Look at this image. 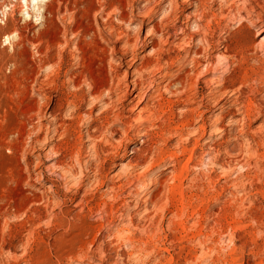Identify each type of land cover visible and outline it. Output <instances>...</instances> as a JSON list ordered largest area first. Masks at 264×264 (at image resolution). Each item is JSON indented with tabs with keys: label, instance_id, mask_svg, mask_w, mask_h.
Listing matches in <instances>:
<instances>
[{
	"label": "rangeland",
	"instance_id": "374dc122",
	"mask_svg": "<svg viewBox=\"0 0 264 264\" xmlns=\"http://www.w3.org/2000/svg\"><path fill=\"white\" fill-rule=\"evenodd\" d=\"M185 1L36 0L37 11L44 9L37 23L33 0L28 6L0 0V11L10 8L8 24L0 22V264H264V34L258 36L263 22L252 24L264 0H255L253 13L243 0H210L217 17L202 24L198 0ZM174 4L168 22L174 29L161 27L154 41L155 50L167 45L158 60L142 42ZM148 9L154 12L145 20ZM190 14L196 19H186ZM251 24L249 50L236 46V54L223 57L222 47ZM8 34L12 45L4 43ZM128 37L132 43L140 37L137 57L128 54L120 67ZM145 54L161 65L144 69ZM168 55L188 63L164 65ZM195 59L198 76L192 74ZM136 69L150 120L148 113L138 118L141 106L129 96ZM78 73L89 81L81 89L70 82ZM188 74L196 85L190 98L196 113L184 108L190 101L175 85ZM56 77L66 97L56 91ZM88 84L103 90L112 107L89 97ZM64 98L75 103L65 105ZM205 110L209 114H200ZM117 113L129 126L106 125ZM77 116L87 149L82 153L72 124ZM87 131L95 138L89 140ZM110 143L119 145L117 155L101 172ZM133 159L147 162L116 178L128 161L137 163Z\"/></svg>",
	"mask_w": 264,
	"mask_h": 264
},
{
	"label": "bare ground",
	"instance_id": "6f19581e",
	"mask_svg": "<svg viewBox=\"0 0 264 264\" xmlns=\"http://www.w3.org/2000/svg\"><path fill=\"white\" fill-rule=\"evenodd\" d=\"M24 1V0H23ZM31 1V0H30ZM29 0H25V3H26V6H28L29 5V2H30ZM226 3H228V2H230V1H233L234 2V0H224ZM244 2H245V4L247 3V4H249L248 6V9H247V7H246V9L245 10H247L246 12L248 13H253V12H255V6L253 5V3L255 2V0H243ZM62 2V1H61ZM106 2V1H105ZM188 1L186 0L185 1V3H187ZM198 2H199V4H200V16H199V14H198V16L200 17L199 19H196V16L195 15H192V14H190V15H188V16H186V19H196V20H198L197 22V24H202V22L203 21H206L207 22V20L210 18V17H212V18H216L217 17V15H215V14H213L212 13V8L211 7H209V5H208V3L210 2V0H198ZM212 2V1H211ZM232 2V3H233ZM103 3V2H102ZM231 3V2H230ZM5 4V3H4ZM9 4V3H8ZM32 4V3H31ZM48 4V3H47ZM109 4V3H108ZM113 4V3H112ZM147 4V3H146ZM210 4V3H209ZM229 4V3H228ZM235 4V3H234ZM256 4V3H255ZM39 5V4H38ZM37 5V6H38ZM44 5V4H43ZM107 5V4H106ZM155 5V4H154ZM175 5V4H174ZM23 6V5H22ZM46 6V5H45ZM108 6V5H107ZM235 6V5H234ZM238 6V5H237ZM247 6V5H246ZM256 6L260 9V11H261V13L260 14H258V20L255 22H253L252 21V24H253V27H256V26H258V23H260V22H263V25H262V27H260L261 28V30H260V32L258 33V36H261L262 34H264V19H262L261 17V14L262 15H264V3L261 5V4H256ZM13 7H14V4H13ZM39 7V6H38ZM42 7H44V6H42ZM148 7H150V5L148 6ZM155 7V6H154ZM232 7V6H231ZM243 7V6H242ZM103 8V7H102ZM172 8V7H171ZM8 9H10V8H8ZM41 9V8H40ZM39 9V10H40ZM157 9V8H156ZM174 10L172 11V14H170V16L169 17H166L165 18V20L163 21L164 23H155L154 25H152V28H151V31H150V35H146V38H145V40L142 42V46H144V45H151L152 46V51L154 50V52L159 56V59L158 60H161V57L163 56V55H165V54H167V45H164V46H161V47H158L156 50L154 49V48H156L157 46H155L154 45V41L156 40L155 38H156V35L160 32V29H161V27L162 28H166V29H169V30H172V29H174V27H169V24H168V22H169V20L171 19V16H173L174 14H175V12L177 11V9H178V5H175L174 6V8H173ZM243 9V8H242ZM4 10V9H3ZM0 11V22H1V24H4V25H6L5 24V22L7 23V21H5V19L7 18V16H5L6 14L4 13V11ZM28 10V9H27ZM38 10V11H39ZM44 10V9H43ZM42 10V11H43ZM46 10V9H45ZM118 10V9H117ZM121 10V9H120ZM123 10V9H122ZM122 10H121V12H122ZM50 11V10H49ZM65 11V10H64ZM102 11V10H101ZM100 11V12H101ZM134 11V10H133ZM94 12V11H93ZM120 12V13H121ZM146 13H144V14H146V15H144L143 16V18L146 20V19H149V18H151V15L153 14V12H154V9H148V10H146L145 11ZM198 12V11H197ZM196 12V13H197ZM221 12V11H220ZM96 13V12H95ZM106 13V12H105ZM141 13V12H140ZM222 13V12H221ZM32 14V13H31ZM108 14H109V12H108ZM107 14V15H108ZM142 14V13H141ZM211 14V15H210ZM239 14V13H238ZM95 15V14H94ZM110 15V14H109ZM108 15V16H109ZM176 15V14H175ZM197 15V14H196ZM11 16V15H10ZM33 16V15H32ZM100 16V15H99ZM138 16V15H137ZM163 16V15H162ZM166 16V15H165ZM261 16V17H260ZM6 17V18H5ZM12 17V16H11ZM21 17H22V15H21ZM24 17V16H23ZM35 17V16H34ZM104 17V16H103ZM178 17V16H177ZM4 18V19H3ZM30 18H31V16H30ZM240 18H243V17H240ZM91 19V18H90ZM96 19V18H95ZM95 19H94V21H95ZM130 19V18H129ZM173 19H175L174 17H173ZM179 19V18H178ZM235 19H237V18H235ZM244 19V18H243ZM4 20V21H3ZM44 20V19H43ZM103 20V19H102ZM120 20V19H119ZM121 20L123 21V22H126V17H125V15H122L121 16ZM132 20V19H131ZM195 20V21H196ZM224 20H226V17H222L221 19H220V22H219V24L221 25V23H223V21ZM14 21V20H13ZM128 21V20H127ZM175 21V20H174ZM178 21V20H177ZM210 21H212V20H210ZM217 21V20H216ZM237 21V20H236ZM43 22V21H42ZM132 22V21H131ZM130 22V23H131ZM209 22V21H208ZM227 22V21H226ZM96 23V22H95ZM128 23V22H127ZM129 23V24H130ZM218 23V22H217ZM240 23V22H239ZM8 24V23H7ZM208 24V23H207ZM252 24H251V27H249V26H247V27H244V28H242L241 29V31L239 32V34H238V36H237V38L233 41V42H231V43H227L226 45H224L223 47H222V49H224V52L222 53V56L223 57H225L226 56V54H227V57L228 56H230V54H231V56L233 55L232 53H235L234 51V47H236V46H245L244 48H248V46H249V44L251 43L252 44V42H251V30H252ZM13 25H14V27H16L17 26V22L16 21H14L13 22ZM209 25H210V22H209ZM226 25V24H225ZM240 25V24H239ZM188 26V25H187ZM200 26V25H199ZM203 26V25H202ZM207 26V25H206ZM102 27H104V26H102ZM114 27V26H113ZM142 27H144V25L142 24L141 25V31H142ZM220 27V26H219ZM2 28H3V26L2 25H0V30H2ZM209 28H211V27H209ZM4 29V28H3ZM112 29V28H111ZM15 30V29H14ZM16 30H17V28H16ZM162 30V29H161ZM198 30H202V27L201 28H199ZM197 30V31H198ZM76 31V30H75ZM113 31V30H112ZM15 32V31H14ZM109 32V31H108ZM116 32V31H115ZM162 32V31H161ZM202 32H204V31H202ZM18 33V32H17ZM73 33V32H72ZM91 33V32H90ZM198 33V32H197ZM205 33H206V31H205ZM204 33V34H205ZM3 34V33H2ZM7 34V33H6ZM16 34V33H15ZM19 34V33H18ZM113 34V33H112ZM118 34V33H117ZM149 34V33H148ZM166 34H168V32H166ZM196 34V33H195ZM201 34V33H200ZM199 34V35H200ZM203 34V33H202ZM201 34V35H202ZM17 35V34H16ZM16 35H14V36H16ZM76 35H77V33H76ZM84 35V34H83ZM123 35V34H122ZM124 35H125V33H124ZM127 35V34H126ZM169 35V34H168ZM184 35V34H183ZM200 35V36H201ZM207 35V34H206ZM209 35V34H208ZM4 36V35H3ZM7 37H11L12 35H6ZM13 36V37H14ZM18 36H20V35H18ZM90 36V35H89ZM117 36H119V34L117 35ZM128 36V35H127ZM138 36V35H137ZM195 36H198V34L197 35H195ZM203 36H205V35H203ZM235 36V35H234ZM26 37V36H25ZM68 37V36H67ZM76 37V36H75ZM94 37V36H93ZM120 37L122 38V36L120 35ZM126 37V36H125ZM130 37V36H129ZM129 37L127 38V39H125L124 41H125V47H124V52H123V54L121 55V56H123V58L120 60V67H123V65H125V64H128V61L126 62V59H125V57L126 56H128V54H131V56L133 57V58H136L137 57V51H138V49H137V47H138V42H140V37L139 38H137L136 39V41L134 42V43H132L131 41H130V39H129ZM161 37V36H160ZM5 38V37H4ZM3 38V39H4ZM15 38V37H14ZM17 38V37H16ZM19 38V37H18ZM21 38V37H20ZM19 38V39H20ZM118 39V38H117ZM123 39V38H122ZM104 40H106L105 38H104ZM205 41H206V38L204 39ZM231 40V39H230ZM118 41V40H117ZM208 41V40H207ZM210 41V40H209ZM3 42V41H2ZM40 42H42V41H40ZM119 42V41H118ZM165 42V41H164ZM163 42V43H164ZM9 43H10V39H9ZM66 43V42H65ZM85 43V42H84ZM110 43V42H109ZM169 43V39H167L166 40V44H168ZM211 43V42H210ZM11 45H12V43H10ZM40 44V43H39ZM93 44V43H92ZM250 44V45H251ZM32 45V44H31ZM37 45H38V43H37ZM41 45V44H40ZM210 45V44H209ZM208 45V46H209ZM247 46V47H246ZM264 47V46H263ZM57 48V47H56ZM58 48H60V47H58ZM213 48V47H212ZM254 48H256V47H254ZM115 49V48H114ZM251 49H252V46H251ZM13 50V49H12ZM119 50V49H118ZM196 50V49H195ZM195 50H193L192 51V53L193 54H197V51H195ZM247 50V49H246ZM248 50H249V48H248ZM49 51V50H48ZM122 51V50H121ZM47 52V51H46ZM113 52V51H112ZM191 52V51H190ZM53 54V53H52ZM155 54V55H156ZM229 54V55H228ZM236 54V53H235ZM240 54V53H239ZM247 55V54H246ZM47 56V55H46ZM50 56V55H49ZM54 56H55V54H54ZM74 56V55H73ZM198 56V55H197ZM150 57V55H144L143 57H142V59L144 60V61H146L145 62V65H144V69H150V68H157V67H159L160 65H161V63L162 62H158V61H150L148 58ZM182 57V56H181ZM199 57H200V55H199ZM222 57V58H223ZM236 57V56H235ZM54 58V57H53ZM81 58V57H80ZM132 58V59H133ZM85 59V58H84ZM131 59V60H132ZM228 59V58H227ZM56 60V59H55ZM46 61V60H45ZM143 61V62H144ZM194 62H196V67H195V69L193 70V72H192V74L195 76L196 74H197V76L198 75H201L200 73H199V71H200V66H201V62L200 61H198V60H193ZM133 62V61H132ZM49 63V62H48ZM186 63H188V61L186 60V58L184 57V58H178V57H173V56H171V55H168V58L166 59V60H164V65L166 64V65H173V64H179L180 66L181 65H185ZM47 64V63H46ZM53 65L55 64L54 62L52 63ZM51 64V66H53ZM209 64H215V63H213V62H210ZM43 66V65H42ZM228 66V65H227ZM40 67V66H39ZM46 67V66H45ZM55 67V66H54ZM183 68V67H182ZM213 68H214V66H213ZM46 69V68H45ZM60 69V68H59ZM131 67H129V70L131 71ZM170 68H168V69H164V68H161L160 70H165V71H168ZM130 71L129 72H125V73H122L123 75H121L122 77H123V79H128V76H129V74H130ZM138 71H139V69H138ZM147 71V70H146ZM55 72V71H54ZM60 72V71H59ZM58 72V73H59ZM150 72V71H149ZM140 73H142V72H140ZM202 73V72H201ZM191 74V75H192ZM263 74V73H262ZM117 76H116V79H119V77H120V75H118V74H116ZM132 75L135 77L134 78V80L132 81V85H134L133 86V89H132V93L129 95V96H132L133 95V98L131 99L132 101L131 102H133V101H136V107L137 106H141V108H140V111H139V113H140V115H139V117L138 118H140V119H142V114H144V113H148V116H146L145 118L146 119H148V120H150L151 118H153V114H152V112H151V114H150V107H149V102L147 101L146 102V98L142 95V93L139 91V89H138V87H137V82H136V80L138 79V75H139V73L137 72V69L136 70H134V71H132ZM191 75H187V77L186 78H184V79H182V78H179L178 80H177V83H175V85L178 87V91H180L181 93H182V95H183V97L186 99V101L188 102V101H190V100H192V99H190L191 98V93H192V91H193V89H194V87L196 86L195 85V81L193 82V76H191ZM39 76V75H38ZM58 76V75H57ZM136 77H137V79H136ZM141 77V76H140ZM260 77V76H259ZM262 77V76H261ZM57 78V80H55V89H56V91H59L60 93H61V96L62 97H64L65 95L63 94L64 92H65V90H64V92H62V89H61V87L58 85V78L59 77H56ZM55 78V79H56ZM170 78L172 79V76H170ZM54 79V78H53ZM84 79V80H83ZM86 79V77H83L82 76V74L81 73H78V74H76V75H74L73 77H71V79H70V82H71V85H72V87H76V88H78V89H81V86L83 85V83L85 82L86 83V81H88L87 79ZM114 79V78H113ZM200 79V78H199ZM83 80V81H82ZM219 80V79H218ZM227 80V79H226ZM261 80V79H260ZM120 79H119V81H118V85H121L120 84ZM139 81V80H138ZM198 81V80H197ZM211 81V80H210ZM54 82V81H53ZM134 82V83H133ZM88 83H89V81H88ZM122 83V82H121ZM87 84V83H86ZM89 85V87H90V89L88 90V96L89 97H91V98H93L95 101H101V103L103 102L106 106L105 107H107V108H110V107H112L111 105V103H105V101H104V93H103V90H101V89H97L96 87H94V85H90V84H88ZM197 85H198V83H197ZM222 85V84H221ZM127 86V85H126ZM225 86V85H224ZM52 87V86H51ZM63 87V86H62ZM119 86H117L114 90H112V92L111 93H113V94H115V92L119 89L118 88ZM227 87V86H226ZM107 90V89H106ZM105 90V91H106ZM169 91H170V89H168ZM107 92V91H106ZM127 92V91H126ZM125 92V93H126ZM129 92V91H128ZM145 92V91H144ZM170 92H172V91H170ZM177 91H175V92H173V93H171V94H174V93H176ZM176 94H178V93H176ZM180 94V93H179ZM67 95V94H66ZM125 97H127L128 96V93H126V94H123ZM162 95H164V94H162ZM195 95V94H194ZM52 96V95H51ZM123 96V97H124ZM66 97V96H65ZM193 97V96H192ZM67 98H68V96H67ZM119 98V97H118ZM117 98V99H118ZM128 98V97H127ZM127 98H125V99H127ZM183 98V99H184ZM70 99V98H69ZM69 99H65L64 98V101H66V103H65V105L66 104H73V103H75V101H73V102H69L68 100ZM75 99L76 100H79L80 99V97L78 98L76 95H75ZM86 99V98H85ZM120 99H121V97H120ZM124 99V98H123ZM122 99V100H123ZM171 100V99H170ZM195 100V99H194ZM121 101V100H120ZM152 101V100H151ZM184 101V100H183ZM198 101V100H197ZM201 101V100H200ZM243 102V101H242ZM100 103V102H99ZM145 103V104H144ZM200 103V102H199ZM198 103V104H199ZM201 103H202V101H201ZM207 103V102H206ZM245 103V102H244ZM196 104V102H192V101H190V102H188V104L186 103V105L184 104V108H191V109H189V111L190 110H192L191 112L193 113V112H197V111H199V108H194V105ZM202 105V104H201ZM72 106V105H71ZM118 106V105H117ZM169 106V105H168ZM187 106V107H186ZM196 106V105H195ZM61 107H64V103H62V106ZM102 107V106H101ZM132 107V106H131ZM196 107H199V106H196ZM255 107V106H254ZM59 109V108H58ZM93 109H95V108H93ZM132 109H133V107H132ZM257 109V108H256ZM106 110V109H105ZM155 110V109H154ZM109 111V110H108ZM112 111V110H111ZM113 111H115V110H113ZM155 112H156V110H155ZM190 112V113H191ZM209 112L210 111H203V112H201L200 114H202V115H207V114H209ZM119 113H121V112H119ZM119 113H117V114H119ZM131 113H133V112H131ZM27 114V113H26ZM25 114V115H26ZM100 114V113H99ZM114 114H116V113H114ZM150 114V115H149ZM199 114V115H200ZM231 114V113H230ZM245 114V113H244ZM73 115V114H72ZM90 115H92V112L90 113ZM153 115V116H152ZM160 115V114H159ZM202 115H200L201 117H202ZM110 116V115H109ZM107 117V119H106V121H105V123H106V125L109 127V124L111 123V121H118V122H121V123H123L124 125H126L127 124V122H126V120H124V117L122 116V114H119V115H115L114 117L113 116H111V117ZM158 116V115H157ZM56 117V116H55ZM73 117V116H72ZM91 117V116H90ZM136 117V118H137ZM95 118V117H94ZM44 120V119H43ZM48 120V119H47ZM81 120H82V117H80V116H77V117H74V121H75V123L73 122L72 124H74V125H76V127H74L73 125V127H74V129H75V133L78 135V140H79V146H78V148H79V153H82V151L83 150H85L86 149V145H85V143L83 142V135H82V130H81V125L79 124L80 122H81ZM94 120V119H93ZM147 120V121H148ZM68 121V120H67ZM130 121V120H129ZM132 121V120H131ZM134 121V120H133ZM132 121V122H133ZM135 121H137V120H135ZM142 121V120H141ZM146 121V122H147ZM198 121V120H197ZM20 122V121H19ZM97 122V121H96ZM117 122V123H118ZM242 122V121H241ZM145 123V122H144ZM113 124V123H112ZM196 124V123H195ZM122 125V124H121ZM128 125V124H127ZM101 126H103V125H101ZM129 126V125H128ZM70 128V127H69ZM72 128V127H71ZM70 128V129H71ZM104 128H106V127H104ZM192 128V127H191ZM41 129V128H40ZM73 129V128H72ZM73 129V130H74ZM119 129V128H118ZM96 130V129H95ZM107 130H109L110 132H111V134H115V135H117L116 134V132H118L114 127L112 128H107ZM89 131V130H88ZM87 131V135H88V138H89V140H92V139H94L95 137L93 136V135H91L89 132ZM100 131V130H99ZM105 131V130H104ZM121 133V132H120ZM141 133V132H140ZM200 133V132H199ZM36 134V133H35ZM68 134V133H67ZM66 134V135H67ZM84 134V133H83ZM97 134V133H96ZM204 134V133H203ZM28 135V134H27ZM65 135V136H66ZM86 135V134H85ZM103 135V134H102ZM17 136V135H16ZM125 136V135H124ZM19 137V136H18ZM22 137V136H21ZM30 137V136H29ZM68 138V137H67ZM105 138V137H104ZM127 138V137H126ZM162 138V137H161ZM3 139V138H2ZM22 140V139H21ZM51 140V139H50ZM64 140V139H63ZM151 141V140H150ZM38 142V141H37ZM92 142V141H91ZM108 142V141H107ZM106 142V143H107ZM114 142V141H113ZM24 143V142H23ZM39 143V142H38ZM105 143V142H104ZM26 144V143H25ZM59 144V143H58ZM43 145V144H42ZM57 145V144H56ZM108 145V144H107ZM116 145L117 144H112V143H110V145L108 146L109 147V150L107 151V149H105L107 152H109V153H105V154H108L107 156H106V159H105V161L102 163V164H104V166L102 167V169H101V172H104V170H105V172H106V169H104L105 168V166L107 167V164H108V162H112L113 161V159H112V156H115V155H117V151H118V148L116 147ZM65 146V145H64ZM77 146V145H76ZM106 146V145H105ZM118 147H119V145H117ZM18 147V146H17ZM61 147V146H60ZM107 147V146H106ZM52 148V147H51ZM96 149V148H95ZM100 149V148H99ZM139 149V148H138ZM210 149V148H209ZM54 150V149H53ZM61 150V149H60ZM87 150V149H86ZM97 150V149H96ZM164 150V149H163ZM52 151V150H51ZM101 151V150H100ZM149 151V150H148ZM84 152V151H83ZM86 152V151H85ZM103 152V151H102ZM143 152V151H142ZM48 153V152H47ZM150 153V152H149ZM77 154V153H76ZM140 154V153H139ZM72 155V154H71ZM80 155V154H79ZM96 155V154H95ZM94 155V156H95ZM101 155V154H100ZM154 155V154H153ZM169 155V154H168ZM47 156V155H46ZM73 156V155H72ZM82 156V155H81ZM147 156V155H146ZM149 156V155H148ZM147 156V157H148ZM74 157H75V155H74ZM96 158H97V156H96ZM102 158H104V156L102 157ZM114 158V157H113ZM152 158V157H151ZM73 159H75V158H73ZM116 159V158H115ZM139 159V158H138ZM133 160H135V159H133ZM136 161V160H135ZM145 161H146V159H145ZM145 161L144 160H140V162L138 161H136L137 163H132V161H128L127 163V165L126 166H124V168H120V170L121 171H118L116 174H115V177L116 178H119L120 179V177H121V180H122V177L125 175V173L124 174H122L123 176H121V173H123V171L124 172H130L129 170H130V168H134V169H137L140 165H142V162H144V164H145ZM116 162V161H115ZM147 162V161H146ZM164 162V161H163ZM55 163H58V162H55ZM59 164V163H58ZM147 164V163H146ZM149 164V163H148ZM81 165V164H80ZM101 165V164H100ZM109 165V164H108ZM117 165H119V164H116V166ZM62 166V165H61ZM60 166V167H61ZM102 166V165H101ZM70 167V166H69ZM100 167V166H99ZM118 167V166H117ZM123 167V166H122ZM130 167V168H129ZM47 168H49V167H47ZM75 168V167H74ZM81 169V168H80ZM36 170V169H35ZM85 170V169H84ZM148 170V169H147ZM54 171V170H53ZM52 171V172H53ZM78 171V170H77ZM132 171V170H131ZM134 171V170H133ZM132 171V172H133ZM136 171V170H135ZM127 172V173H128ZM99 173V172H98ZM147 174V173H146ZM149 174V173H148ZM127 175V174H126ZM131 175H133V174H131ZM142 175V174H141ZM100 176H101V174H100ZM113 176V175H112ZM146 176V175H145ZM91 177V176H90ZM99 177V176H98ZM139 177V176H138ZM144 177V176H143ZM103 178V177H102ZM42 179V178H41ZM83 179V178H82ZM138 179H140V178H138ZM138 179H135V180H138ZM36 180V179H35ZM100 182V181H99ZM124 183V182H123ZM132 183V182H131ZM131 183H129V184H131ZM141 183V182H140ZM128 185V184H127ZM132 185V184H131ZM125 186V185H124ZM111 187H113V186H111ZM130 187V186H129ZM167 188V187H166ZM120 190V189H119ZM121 192V191H120ZM130 194H132V193H130ZM147 194V191L145 190L144 191V196ZM148 195V194H147ZM143 196V197H144ZM164 196V195H163ZM152 197V196H151ZM156 197V196H155ZM122 198V197H121ZM55 202V201H54ZM106 202V201H105ZM154 203V202H153ZM59 205V204H58ZM54 206V205H53ZM159 208V207H158ZM157 208V209H158ZM55 209V208H54ZM156 209V210H157ZM105 210H106V207H105ZM184 216V215H183ZM126 219V218H125ZM190 219V218H189ZM159 225V224H158ZM159 228V227H158ZM160 231V230H159ZM144 232V231H143ZM221 232V231H220ZM158 233V232H157ZM145 234V233H144ZM219 234V233H218ZM220 236V235H219ZM151 241H152V239H151ZM220 242V241H219ZM142 243V242H141Z\"/></svg>",
	"mask_w": 264,
	"mask_h": 264
},
{
	"label": "clouds",
	"instance_id": "9594fccd",
	"mask_svg": "<svg viewBox=\"0 0 264 264\" xmlns=\"http://www.w3.org/2000/svg\"><path fill=\"white\" fill-rule=\"evenodd\" d=\"M46 2H47V0H40L41 4H44ZM32 7H33V11L36 12L35 21L37 23H40L42 21V19H43V17L40 15V12H42L43 9L41 8L39 11H37L36 0H33ZM3 11L6 14L8 12V8L6 7ZM23 15L27 16V13L25 12V13H23ZM9 39H11V37H6L5 40H4V43H8Z\"/></svg>",
	"mask_w": 264,
	"mask_h": 264
}]
</instances>
